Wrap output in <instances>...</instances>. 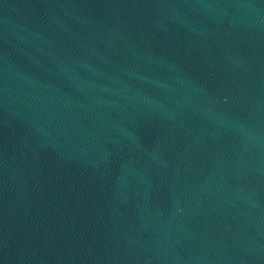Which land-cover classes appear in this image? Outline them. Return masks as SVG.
I'll return each mask as SVG.
<instances>
[{"label": "water", "instance_id": "obj_1", "mask_svg": "<svg viewBox=\"0 0 264 264\" xmlns=\"http://www.w3.org/2000/svg\"><path fill=\"white\" fill-rule=\"evenodd\" d=\"M0 264H264V0H0Z\"/></svg>", "mask_w": 264, "mask_h": 264}]
</instances>
